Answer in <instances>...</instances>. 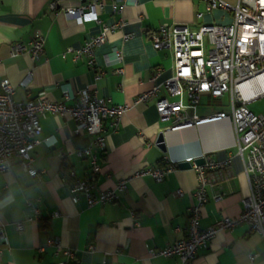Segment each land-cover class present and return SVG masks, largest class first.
<instances>
[{
  "label": "crops",
  "instance_id": "0c3cea01",
  "mask_svg": "<svg viewBox=\"0 0 264 264\" xmlns=\"http://www.w3.org/2000/svg\"><path fill=\"white\" fill-rule=\"evenodd\" d=\"M102 1L100 22L78 25L62 14L51 13L48 0H0V82L7 81L14 88L16 100L34 101L43 94L63 102V88L75 97L88 89L112 104L130 106L115 126L112 119L103 120L105 148L96 152V174L89 161L77 155L91 138L75 134L76 124L68 115H41L42 134L31 152L41 181L24 173L18 163L0 174V232L6 238L0 240V264H55L64 260L57 250L67 248L73 250L77 264H181L176 256L165 258L149 250H161L186 238L187 211L198 182L191 167L178 164L202 153H214L218 160L230 154L231 177L208 189L207 201L200 208L201 229L223 217L238 216L249 195L228 119L172 131L167 129L170 121L159 120L154 100L134 103L140 94L173 74L171 52L155 50L150 40L158 27L227 25L231 13L221 8L208 11L206 0ZM79 2L82 0H72L70 5ZM121 22L126 25L116 27L95 49L93 67L83 54L72 58L73 50L89 37ZM36 34L44 39L39 61H31L27 54L11 56L13 44L29 43ZM114 51L120 53L121 63L109 62ZM28 72L31 83L22 88L20 83ZM208 111L219 110L200 102L198 113ZM159 134L164 135V151L156 145ZM50 136L54 138L52 147L41 141ZM167 166L172 170L159 183L136 176L145 168ZM84 178L93 179L95 193L130 180L116 203L89 206L84 197L77 203L71 201L70 182ZM217 193L222 195L219 201L212 198ZM17 222L23 223L20 231L15 228ZM53 240L57 245L50 243ZM194 264H264V242L239 225L217 233L198 250Z\"/></svg>",
  "mask_w": 264,
  "mask_h": 264
},
{
  "label": "built area",
  "instance_id": "2783aa9c",
  "mask_svg": "<svg viewBox=\"0 0 264 264\" xmlns=\"http://www.w3.org/2000/svg\"><path fill=\"white\" fill-rule=\"evenodd\" d=\"M71 1L48 0V10L62 14L78 25L100 22L99 14L104 7L102 0H82L75 6L70 5ZM114 1L124 4L135 0ZM206 1L208 11L221 8L231 13L230 24L198 29L180 24L158 27L150 35V40L155 50L168 49L171 52L173 74L163 83L153 85L134 101L145 103L154 100L159 120L171 122L168 130L175 131L223 119L230 121L233 130L234 150L241 160L249 195L238 216L223 217L201 229L200 208L207 201L208 189L230 179L231 156L227 154L225 159L218 160L214 153H202L186 160L195 171L198 182L193 192V205L187 211L188 220L184 229L186 238L161 250H149L150 254L165 258L176 256L181 264H194L198 250L206 247L217 233L232 231L239 225L258 234L264 242V115H254L248 108L252 102L264 98V0H237L235 5L222 0ZM125 25V22H121L102 28L96 36L89 37L80 48L73 50L72 58L83 54L89 58V66L93 67L95 49L108 40L116 27ZM43 47V37L36 34L29 43L13 44L10 54L12 57L27 54L31 61L37 62ZM65 56L62 55L63 58ZM109 62L121 63L120 53L114 51ZM118 72L122 70L118 69ZM31 79V72H28L20 86L28 88ZM0 88V174L11 170L18 163L22 171L37 182L41 178L34 167L31 152L42 134L41 115H68L76 124L75 134L84 133L91 138L89 145L77 151V155L86 158L93 174H96L99 171L96 152L105 148L103 120L110 118L112 126H115L130 107L128 104H112L109 99L88 89L75 97L68 88H63V102H54L43 94L34 101H18L14 97V88L7 81L0 82ZM204 96L211 101L227 97L230 112L208 111L200 115L198 107ZM67 101H73L72 105H67ZM41 141L48 147L54 144L51 136ZM198 160L203 162L199 164ZM171 170V166L150 167L137 172L136 176L151 177L159 183ZM129 180H121L114 188L95 193L92 178L73 179L69 185L71 201L77 203L79 197H84L89 206L116 203L120 194L126 191ZM177 195H181V192L177 191ZM212 198L219 201L222 195L217 193ZM22 227L23 223H15L17 231ZM176 231H180V228L177 227ZM0 240L6 241L2 232ZM50 243L57 245L56 240ZM56 253H61L64 260L55 264H77L73 250L67 248Z\"/></svg>",
  "mask_w": 264,
  "mask_h": 264
},
{
  "label": "rangeland",
  "instance_id": "374dc122",
  "mask_svg": "<svg viewBox=\"0 0 264 264\" xmlns=\"http://www.w3.org/2000/svg\"><path fill=\"white\" fill-rule=\"evenodd\" d=\"M201 103L202 105L211 107L214 110H221L227 113L230 112V105L227 97L217 101H208L207 99L203 98ZM248 108L254 115H264V98H260L252 102L249 104Z\"/></svg>",
  "mask_w": 264,
  "mask_h": 264
},
{
  "label": "water",
  "instance_id": "95a60500",
  "mask_svg": "<svg viewBox=\"0 0 264 264\" xmlns=\"http://www.w3.org/2000/svg\"><path fill=\"white\" fill-rule=\"evenodd\" d=\"M156 145L162 151L165 150V142H164V135L163 134H159V136L157 137ZM202 162H203L202 160H198L197 161V163H199V164H201ZM178 167H180V168H190L191 166L187 162H181V163L178 164Z\"/></svg>",
  "mask_w": 264,
  "mask_h": 264
}]
</instances>
